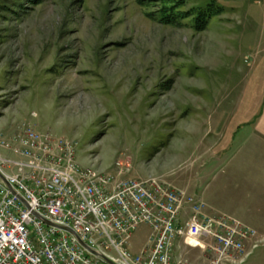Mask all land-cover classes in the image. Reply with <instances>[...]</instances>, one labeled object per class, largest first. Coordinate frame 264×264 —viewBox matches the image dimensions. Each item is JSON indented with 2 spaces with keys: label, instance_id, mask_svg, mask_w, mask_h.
Instances as JSON below:
<instances>
[{
  "label": "rangeland",
  "instance_id": "374dc122",
  "mask_svg": "<svg viewBox=\"0 0 264 264\" xmlns=\"http://www.w3.org/2000/svg\"><path fill=\"white\" fill-rule=\"evenodd\" d=\"M263 55L264 0H0V141L30 127L75 143L81 168L121 169L200 202L166 179L202 171L209 107L230 110ZM260 213L227 215L260 241L242 264H264ZM151 239L139 226L129 250ZM177 241L186 264H215L208 247Z\"/></svg>",
  "mask_w": 264,
  "mask_h": 264
},
{
  "label": "built area",
  "instance_id": "2783aa9c",
  "mask_svg": "<svg viewBox=\"0 0 264 264\" xmlns=\"http://www.w3.org/2000/svg\"><path fill=\"white\" fill-rule=\"evenodd\" d=\"M0 149L13 155L0 157V264H186L174 254L178 239L208 247L215 264H242L251 254L246 243L254 250L260 242L239 221L207 214L203 202L183 200L155 179L81 168L68 140L24 127L2 138ZM185 206L192 215L183 222ZM143 225L151 230V249L133 254L130 239Z\"/></svg>",
  "mask_w": 264,
  "mask_h": 264
},
{
  "label": "crops",
  "instance_id": "0c3cea01",
  "mask_svg": "<svg viewBox=\"0 0 264 264\" xmlns=\"http://www.w3.org/2000/svg\"><path fill=\"white\" fill-rule=\"evenodd\" d=\"M231 101L230 110L211 106L206 113L204 136L207 139L210 132L214 141L204 148L208 158L202 171L166 181L201 200L212 214L257 215L264 207V55L253 65L240 95ZM180 165L176 164L178 169ZM179 248L177 241L176 257Z\"/></svg>",
  "mask_w": 264,
  "mask_h": 264
},
{
  "label": "water",
  "instance_id": "95a60500",
  "mask_svg": "<svg viewBox=\"0 0 264 264\" xmlns=\"http://www.w3.org/2000/svg\"><path fill=\"white\" fill-rule=\"evenodd\" d=\"M47 224H49V223H47ZM78 242H79V244L83 247V248H85L86 250H88L90 253H92L93 255H95V256H99V257H101V258H103L100 254H98V253H96V252H94V251H91L85 244H83L79 239H78ZM108 264H111L110 262H108V261H106Z\"/></svg>",
  "mask_w": 264,
  "mask_h": 264
},
{
  "label": "trees",
  "instance_id": "16d2710c",
  "mask_svg": "<svg viewBox=\"0 0 264 264\" xmlns=\"http://www.w3.org/2000/svg\"><path fill=\"white\" fill-rule=\"evenodd\" d=\"M170 20H171V19H168V18L163 19L164 22H169Z\"/></svg>",
  "mask_w": 264,
  "mask_h": 264
}]
</instances>
